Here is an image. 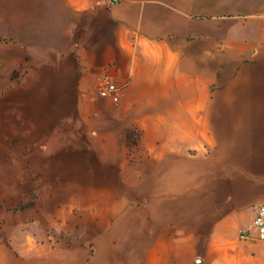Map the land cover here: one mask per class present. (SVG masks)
<instances>
[{"label":"crops","instance_id":"crops-1","mask_svg":"<svg viewBox=\"0 0 264 264\" xmlns=\"http://www.w3.org/2000/svg\"><path fill=\"white\" fill-rule=\"evenodd\" d=\"M8 192L0 264H264V0H0Z\"/></svg>","mask_w":264,"mask_h":264},{"label":"rangeland","instance_id":"rangeland-1","mask_svg":"<svg viewBox=\"0 0 264 264\" xmlns=\"http://www.w3.org/2000/svg\"><path fill=\"white\" fill-rule=\"evenodd\" d=\"M3 195L5 198L0 201V252L3 250L7 256L15 254L20 257L23 251L35 255V247L40 252L45 250L46 241L32 239L30 231L27 230L30 228L32 209L26 206L32 203L33 196L18 201L15 193L8 192ZM22 230L25 231L24 236L20 233ZM40 259L43 260V257Z\"/></svg>","mask_w":264,"mask_h":264},{"label":"built area","instance_id":"built-area-1","mask_svg":"<svg viewBox=\"0 0 264 264\" xmlns=\"http://www.w3.org/2000/svg\"><path fill=\"white\" fill-rule=\"evenodd\" d=\"M112 1L116 2L118 0ZM119 90L120 87L114 83L107 82L98 88V94L102 98L117 102L119 100ZM254 226L256 229V238L258 240H264V203L260 204L258 207L257 214L254 218ZM240 238L248 239L251 238V235L249 232L244 231L240 233Z\"/></svg>","mask_w":264,"mask_h":264},{"label":"trees","instance_id":"trees-1","mask_svg":"<svg viewBox=\"0 0 264 264\" xmlns=\"http://www.w3.org/2000/svg\"><path fill=\"white\" fill-rule=\"evenodd\" d=\"M128 137H131V135H128Z\"/></svg>","mask_w":264,"mask_h":264}]
</instances>
